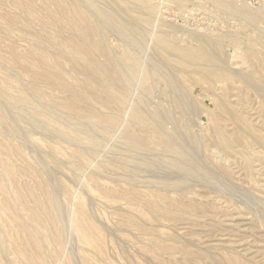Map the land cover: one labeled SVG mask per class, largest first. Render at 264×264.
Here are the masks:
<instances>
[{
	"label": "rangeland",
	"instance_id": "rangeland-1",
	"mask_svg": "<svg viewBox=\"0 0 264 264\" xmlns=\"http://www.w3.org/2000/svg\"><path fill=\"white\" fill-rule=\"evenodd\" d=\"M44 1L0 0V115L1 113L6 114L7 117H11L9 121H12L10 123L12 126H8L1 119L2 115L0 116V154L4 155L15 169L19 185L24 188L30 185L28 188L35 189L40 195H43L45 190L51 195L54 203L55 215L53 216L60 228V236H56V224L52 218H47L41 227L32 219H25L21 215L26 212V207L20 204L16 198L14 183L2 175L0 162V179H3L8 185L10 184L7 195H3L0 191V226L3 228H0V235L2 249H6L0 251L3 262L5 264H27L23 255L35 258L36 250L30 235V232H33L41 243V249L48 264H264V89L262 88L264 81L259 80V78L261 79L259 69L264 68V45L258 43L257 40L259 30L264 29V0H231L234 7H242L247 4L246 7H249L250 12L263 13L258 24L247 19L243 13L228 10L214 0H149L148 3L152 8L149 11L145 10L146 13L139 14L134 10L133 13H129V10L128 13L123 14L124 17L130 14L135 19V21L132 19L130 23L127 19L129 24L133 22V25L130 26L142 29L137 25L140 24L145 29L144 33L141 30V35L136 38L130 37L131 39L124 36L123 32L104 13L103 10L106 6L101 4V0V2L85 0L88 5L83 0H79L84 7L87 6L85 8L92 19L94 17L98 19H94V22L98 25L107 48L114 55L116 53V56L120 55L121 46L136 51L143 68L139 67L135 70L133 79L135 83L131 84L132 88L126 101L128 105L125 104L118 124L108 133H102L99 130L96 133L97 129H92L89 125L90 132L99 136L100 145L96 149L84 145L85 156L75 161L69 158L73 149L78 146L74 140L64 137L54 130L38 126L36 123L39 121H35L37 115L34 109L11 102L1 89V70L19 77V81H22L21 84L24 86L33 80L30 78L32 73L28 66L20 65L21 62L12 64L11 61L14 60L12 56L16 59L18 54L36 48L32 38L41 32V28L36 24H33L36 28L33 26L30 29L26 28L29 22L23 13L25 3L45 15ZM90 3L99 4V7L104 6V8L100 7L99 13L98 11L93 13ZM120 8L122 7L120 6ZM101 9H103L102 12ZM95 14H98V18ZM18 15L21 17L17 18ZM134 15H138L139 18L143 17L144 20H138ZM100 20L104 23V27L103 25L101 27ZM141 21L142 23H139ZM61 29L59 25L54 24L47 31L44 30V33L53 37L57 36V39L58 37L63 39L67 34ZM160 35H166L173 45L180 47L196 46L204 39L210 44L209 41L212 39H218L216 40L218 46L215 45V41H211V46L218 48H213L210 45L208 48L213 56L217 52L220 54H218L219 59L218 56H214L217 61L219 60L218 68L222 70L226 65L223 69L228 71H225L230 73L236 70L239 75L230 79H215L211 82L198 80L197 83L188 85L183 80L184 73L177 69L176 62L161 63L162 60H167H161L163 57H160L156 51L157 38ZM127 40L132 41V45L136 48H131L132 46H129L131 43H128ZM123 42H127V44H123ZM210 47L215 49L214 52ZM135 49L139 51L137 52ZM245 51L252 55L250 56L252 59L248 62H242L239 57ZM101 58L102 56L98 59L104 63L105 58ZM221 58L225 62L221 61ZM154 59H159V61H154ZM148 60L153 64L150 65ZM65 63L70 76L73 75L75 78L84 76L82 71L69 66L66 59ZM172 64L175 66L173 67ZM148 68L155 74L150 92L145 91L142 85L144 72ZM156 68L164 69V72ZM172 68L175 70L172 71ZM140 73L141 79H139ZM171 75H174L176 81ZM189 75L196 77L197 74L190 72ZM249 80L254 81V84ZM35 83L38 86L42 85L38 81ZM173 84H176L179 89L181 88L182 93L187 95L190 101L192 99V110L194 111L181 114L180 110L176 108L177 94L173 90ZM256 84L259 85L256 86ZM41 87L48 93H54L55 96L58 94V91H50V88L46 86ZM139 101L141 102L139 103ZM43 104L46 107L52 105L49 106L50 111L63 121L72 122V124L76 122L77 128L81 125L79 123L83 122L81 127L84 126V121L77 115L65 113L53 103L44 102ZM140 106H142L141 112L144 114H148V111L155 106L163 108L160 124L166 131L172 129L171 133L174 130L173 134L178 132L180 138L175 135V140L177 139L178 146L182 147H180L181 150L185 152L187 149L186 156L181 158L174 153L169 152L168 154L166 151L164 153L159 148H147L146 150V148L135 147L121 138L122 131L126 126L129 123L133 124L130 120L132 109ZM54 108L58 112L57 114ZM60 113L62 115H59ZM230 116H232L231 120ZM233 116L240 117L243 122L236 123ZM134 128L137 129L138 126L134 125ZM194 136L196 137L194 138ZM197 137L200 139H196ZM2 146H5L7 150H2ZM50 146L60 147L61 154L62 151L66 153L63 156L71 154L66 156V160L61 154L59 156V153L50 151L52 150ZM57 156L60 159L56 158ZM186 159L190 160L186 161ZM60 161L62 165H60ZM184 161L192 164L196 162V166L192 165L193 167L189 166L185 169L184 164L187 166V163L183 164ZM178 162H180L181 168H178ZM24 183L27 187L24 186ZM165 183H170L171 187ZM51 184L53 185L51 186ZM131 191L141 194L150 191L159 192L162 195L159 200L164 205L170 199L194 204L198 207L197 216L195 215L196 220L199 222L200 219V223H213L219 230H217L218 232L213 231L214 233L211 231L210 233L204 232V234L203 232L191 234L188 228H185L186 225L183 224V221L179 220L183 216L186 218L193 215L185 207L172 209L173 216L160 215L147 210L140 204L139 199L132 198ZM79 200L86 207L90 205L91 208H89L93 211V220L97 222L95 224L101 227L105 224L103 227L109 231L108 244L105 248H108V245L110 247L107 252H105L107 249L103 251V262L98 259L96 254L97 243L93 239V235H95L94 221L91 219L88 222L85 214L79 208L81 203ZM28 203L34 205L32 199H29ZM18 210L20 211L18 212ZM141 210L142 212H140ZM127 215L139 220L149 230L124 227L122 219ZM78 221L92 239L88 245L82 244L76 228ZM106 225L107 227H105ZM43 236L45 237L43 238ZM105 253L106 255H104ZM85 257H89L91 261L86 262ZM9 259L13 263H10Z\"/></svg>",
	"mask_w": 264,
	"mask_h": 264
},
{
	"label": "bare ground",
	"instance_id": "bare-ground-1",
	"mask_svg": "<svg viewBox=\"0 0 264 264\" xmlns=\"http://www.w3.org/2000/svg\"><path fill=\"white\" fill-rule=\"evenodd\" d=\"M83 1L85 2V0H83ZM98 1L99 2L102 1L101 4L106 6L105 10L101 9V12H102V10L105 11L104 13L123 32L124 36H128L129 39H131V38L138 37L139 35H141L142 32L144 33L145 29H143L144 27L141 26L140 24H137V25H139L138 27H141L142 29L130 26L131 24L133 25V22L131 24H129L133 19V17L130 14H129V16L127 15L128 17L127 16L124 17L125 15L123 16V14L128 13L129 10H130L129 13H133L134 11H136L139 14L145 12V10L149 11L152 8L151 5L148 3L149 0H101V1L98 0ZM178 1H185V0H178ZM214 1H216L217 4L220 3L222 7L226 8L228 10H236L238 12L243 13L247 19L254 21L256 24H258L260 19H262L261 15H263V13L261 14V13H256V12H252V11L250 12V10H248L249 7H246L247 4H246V6L244 5L242 7H234L231 0H214ZM90 2H91V0H90ZM22 3H23V1H22ZM81 3L79 0H66V1H64V0H45L44 1V9H45L44 11H46L45 15L37 12V10H35L30 4H27V3H25L26 5L23 4V5H25L24 9H23V11H24L23 13L27 16L26 18H28V22H29V24L26 28L30 29L33 26V24H36L41 28L40 29L41 32L37 33L32 38V39H34L35 43H33V44H36V48L30 49V50L28 49L29 50V51L27 50L28 52L26 51L25 53L18 54L16 59L13 58V56H12V59H14V60H12L11 63L12 64H16V63L18 64L19 62H21L20 65L25 64L26 66H28L29 69L31 70L30 72L32 73V77H30V78H33V80L30 81L28 85L24 86L23 84H21L22 81L21 82L19 81V79H18L19 77L17 78V77H15V75L14 76L10 75L12 73L7 74L1 70V89L3 90L6 97L11 102H13L15 104L18 103V104H22L25 106L32 107L34 109V111L36 112V115L39 119L38 120L37 117L35 118V121L37 120L36 122L39 121L38 123H36L38 126H40L42 128L45 127V128L54 130L55 132L61 134L64 137L71 138L72 140H74L78 144V146L75 149H73L74 151H72V154L70 153L71 155L70 154L66 155V156L70 155L69 158L72 159L73 161L85 156V154H86L85 150L86 149H85V147H83L84 145L88 146L91 149H96L97 147H99L101 140H99L100 139L99 136L97 137L96 135H94L93 133L90 132V128L97 129L96 133L98 132V130L101 131L102 133H108L112 128H114L118 124L119 116L122 113V111L125 107V104H127L126 101H127L129 91L132 88L131 84H132L133 79H134L135 70L138 69L139 67H141V59L138 56V54L136 53V51L134 52V51L126 48L125 46H121L120 47V49H121L120 55L116 56V53L114 55V53L109 48H107V46L105 45L106 42L103 40V36L101 35L100 30L98 29L99 27H97L98 25H96V23L94 22L95 17H94V19H92L90 13L85 8L87 6L85 5V7H84V5H82ZM90 6L93 9V11H92L93 13H96V11H98V13H99L100 7L104 8V6L99 7V4L96 5L94 3H90ZM117 6H119V7L117 8ZM120 6L122 8H120ZM94 10H95V12H94ZM20 11H21V9H20ZM92 12H91V14H93ZM148 13H150V12H148ZM135 15H134V17L136 19L144 20L143 17L139 18V17H137L138 15L137 16H135ZM16 17L20 18L21 16L18 15ZM23 18H25V17H23ZM97 18H98V16H97ZM127 19L129 20V23H128ZM95 20H98V19H95ZM101 20L104 22L103 19H101ZM133 20L135 21V19H133ZM100 21H99V23H100ZM102 21H101L100 25H101V27H102V25L104 27V23H102ZM147 21H148V19H147ZM108 22H109V19H108ZM21 23H23V22H21ZM139 23H142V21ZM54 24L59 25L62 28L61 30L65 31V34H67V36L65 38L59 39V37H58V39H57L56 38L57 36L53 37V36L46 35L44 33V30L47 31L48 28ZM112 25H114V24H112ZM107 26H108V24H107ZM33 27H35V26H33ZM116 30L119 31L118 29H116ZM141 30H142V32H141ZM48 32H50V31H48ZM27 33H30V32H27ZM219 35L221 36V34H219ZM198 37H201V36H198ZM257 38H258L257 39L258 43L260 42L264 45V29H261V31L259 30ZM122 39H123V37H122ZM202 39H204V37H202ZM214 39H216V38H214ZM216 40H218V39H216ZM216 40H213V42L215 41V43H216ZM127 41H128V43L132 42V41L129 42V40H127ZM211 41H209L210 42V44H209L204 39V41L199 42L196 46L180 47L177 45H173L171 40L166 35H160L157 38V46L158 47L156 46L157 47L156 51H158V53H159L158 55H160V57H163V58H161V60L162 59L167 60V61L164 60L165 62L163 60H162L163 62L160 60L161 63H167L168 64L169 61H174L177 63V65H176V66H178L177 69L180 70L181 73H184L183 74L184 75L183 80L188 85L197 83L198 80L211 82L212 80H215V79L224 80V79H230V78H234L235 76H238L239 74L237 73L236 70L233 72H230V73L227 72L228 71L227 69H225V70H227V71H225L223 68H225L226 65L223 67V63L221 64V66L223 67L222 70L218 68L219 64L217 62L219 60L217 61V58L219 59V56H218L219 53L217 52L216 53L217 55L213 53L214 56H218L217 58H215L209 52V49H208L209 45L211 46ZM125 43L127 44V42H125ZM125 43L123 42V44H125ZM134 43H136V41ZM215 45L218 46L217 43ZM129 46H132L131 48H136V47H134V45H132V43L129 44ZM135 46H137V45L135 44ZM216 46H214V47H216ZM34 47H35V45H34ZM211 47H213V45ZM211 47H210V49H212ZM216 48H218V47H216ZM138 49H135V50H137V52H138L140 50V49L139 50ZM214 50H213V52H214ZM140 52H142V51H140ZM100 56H102V58H105L106 61L104 63L100 59H98ZM142 56H144L143 52H142ZM250 56H252V55L250 53H248V51H245L239 57H240L242 62H246V61L248 62L250 59H252ZM64 57H65L66 61L69 63V66L79 69L80 71H82L84 73V76L81 75V78H75V77H73V75L70 76V74L68 73V70H67V65L65 63ZM154 61H159V59L158 60L154 59ZM221 61H223L222 58H221ZM148 62L150 63L149 60H148ZM223 62H225V61H223ZM144 63H145V60H144ZM161 63H159V64H161ZM219 63H221V62H219ZM256 63H258V62H256ZM152 64L150 63V65H152ZM260 65H262V64H260ZM174 66L175 65H173V67ZM9 67H11V66H9ZM23 67H25V66H23ZM238 67H239V65H238ZM141 68H143V67H141ZM24 69L26 70V68H24ZM156 69H159V68H156ZM174 70L172 68V71H174ZM259 71H260L259 76L261 77V79L259 78V80L264 81V68H260ZM190 72L194 73L195 75L197 74L198 78H197V75H196V77L192 76L193 74L189 75ZM162 74H164V73H162ZM171 74H172V72H171ZM240 74H242V73H240ZM167 76H169V75H167ZM171 76H173L172 78H174V75H171ZM175 76H177V74H175ZM140 77H141V73L139 75V79L142 78V77L141 78ZM154 78H155L154 72L149 68L146 69V71L144 72L143 79H142V85H143L145 91L150 92ZM165 78H166V76H165ZM177 78H179V77H177ZM20 80H22V79H20ZM236 80H238V79H236ZM246 80H247V78H246ZM35 81L41 82L42 85L39 84L40 86H38L35 83ZM175 81H176V79H175ZM177 82H179V81H177ZM250 82L253 83L254 81L253 82L250 81ZM133 83H135V82H133ZM170 83H172V82H170ZM179 85H180V83H179ZM257 85H259V84H256V86ZM41 86H46V87L50 88V91L51 90L58 91L57 96H55L54 93L46 92L45 90L42 89ZM262 86H264V83ZM171 87H172V85H171ZM171 87L169 86L170 90H172ZM169 88H167V89H169ZM173 88H174L173 89L174 92H176V94H177V97L175 98L176 108H178L180 110L181 114H184L188 111H194V110H192L193 109L192 99L190 101L189 98L187 97V95H184V93H182V91H181V88L179 89L176 84H173ZM256 88H258V87H256ZM262 88L264 89V87H262ZM185 91L188 92L187 90H185ZM169 93H170V91H169ZM175 95H174V97H175ZM188 96H190V95H188ZM142 97H144V95ZM140 99H141V97H140ZM144 101H146V100L144 99ZM44 102L53 103L54 106L57 105L62 110H64L65 113L69 112V113H73V114L77 115L79 118L82 119V121H84V124H83L84 126L81 127L83 122L79 123V121H77V120H76L77 123L81 124L79 128L76 127V125H75L76 122H74V124H72V122L70 123V122H65V120L63 121L62 119H60L59 117L54 115L53 114L54 112L52 113L50 111L49 106H52V105H49L48 107H46L43 104ZM140 102L141 101H139V103ZM141 107L142 106L135 107L134 109H132L133 111H131L132 113H131L130 120L132 121L131 123H133V124L129 123V125L126 126V128L122 131L121 138H123L125 141H127L128 143L132 144L135 147L146 148V150H147V148H150V149L159 148V149L163 150V152L166 151V152H168V154H169V152L174 153L175 155H177L181 158H182V156H186L185 153L187 152L186 151L187 149L185 150V152H184V150H181L180 149L181 146H178V144H177L178 142H176L177 139L175 140V135L178 136V132L176 134H173L175 130L173 131V133H171L172 129L170 130L171 132L169 130L166 131V129L164 130L162 128L163 125L161 126V124H160V122L162 121L161 116H163V115H161L163 108H161V106L160 107L155 106L150 111H148L149 113L146 112L148 114H144L141 112L142 111L141 109H143ZM56 109H59V108L56 107ZM56 109H55V112H56ZM64 111H62V112H64ZM57 113L58 112H56V114ZM1 115H2V118L1 117L0 118L3 119L4 122H6L8 124V126L11 125L10 123L12 121L11 122L9 121V120H11L10 119L11 117L9 118V116L7 117L6 114H2V113H1ZM10 115H11V113H10ZM59 115H62V114L60 113ZM231 117L232 116H230V120H231ZM233 118L236 121V123L241 124L243 122L240 117H234L233 116ZM89 125L91 126L90 128H88ZM134 125L138 126V128L135 129ZM240 127H241V125H240ZM16 133H17V131H16ZM190 133H191V131H190ZM178 137L180 138V136H178ZM195 137L196 136H194V138ZM179 138H178V141H179ZM198 138L199 137H197L196 139H198ZM195 141H198V140H195ZM50 147L52 148V150H50V151H52L54 153H59V156H60L61 150H62V149L60 150V147H58V146L57 147L56 146L55 147L50 146ZM48 148H49V146H48ZM2 150L5 151L7 149L5 148V146H2ZM19 152H21V151L19 150ZM62 152H63L61 154L62 156L64 154H66L64 151H62ZM188 154H189V151H188ZM62 156H61V159H62ZM66 156H63V157H65V159H66ZM51 157H53V156H51ZM56 158H59V157L57 156ZM72 160H70L71 163H72ZM184 160H185V158H184ZM187 160L188 159H186V161ZM192 160H194V159H192ZM186 161H184L183 164L187 163ZM0 162H1L2 175L5 177V179L8 178V180H11L14 183L15 196L18 199L19 203L26 207V212L24 214L22 213L21 215H23L25 219H30V220L32 219L41 227L43 226V224L47 218H49V219L52 218L54 220V223L56 224V232H57L56 236H60V228L57 225L56 220L53 216V215H55L54 214V206H53L54 203H53V199H52L51 195L48 192H46V190L43 193V195H40L38 192L35 191V189L28 188L30 185L27 187V185H25L26 183H24V186H26L27 188L22 187L21 185H19V182H18L19 179L17 180V175H16L15 169L5 159L4 155L0 154ZM54 162L58 165V163L56 161H54ZM179 163L180 162H178V164ZM176 164H177V161H176ZM195 164H196V162L194 164H192L191 162H188L187 166H186V164H184L185 169H186V167L189 168V166L190 167L196 166ZM60 165H62L61 161H60ZM173 165L175 166L174 162H173ZM181 165H182V163H181ZM178 166H177L178 168H181L180 164ZM50 167H52V166L50 165ZM182 168L184 169V167H182ZM188 168H187V170H188ZM57 169H58V167H57ZM187 172H189V171H187ZM17 174H19V173H17ZM52 174H54V173H52ZM8 180H6V181H8ZM165 184H168L171 187L170 183H165ZM9 185L3 179H0V191L3 195L8 194L9 188H10ZM52 185L53 184H51V186ZM130 194H131L132 198L139 199L140 204L142 206L146 207L147 210L154 211L155 213L160 214V215L173 216L174 214L172 212L173 211L172 209H180V208L185 207L188 211H190L189 213H192L193 215L191 217H186V218H184V216H183V218L182 219L180 218L179 220H181V222L183 221V224L186 225L185 228H188V231L191 232V234H193L195 232H201V233L203 232V234H204V232L210 233L211 231L213 232V231L219 230L216 228L217 226L213 223H209V224L205 223V222L200 223V219H199V222L196 220V216H197L196 212L198 211V207L194 204L184 203L182 201L170 199L167 202V204L164 205V204H161V202L159 200L160 196H162L161 193L154 192V191H150L149 193H146V194H141V193H138L136 191H131ZM13 199L16 201L15 198H13ZM29 199L33 200L34 205H29V203H28ZM92 201H93V199H92ZM54 202H55V200H54ZM89 203H90V201H89ZM17 205H19V204H17ZM79 206H80L79 208L81 209V211H83V213L85 214L88 222H90L91 219L93 220L94 216L92 215V213H93L92 209L90 210V208H91L90 205H88L90 207L89 208V207H86L83 202H81ZM7 207H9V206L7 205ZM20 207H21V205H20ZM19 211L20 210H18V212ZM140 212H142V210ZM58 216L61 217L59 214H58ZM49 221L51 222L52 220H49ZM122 221H123L122 224L124 227H129V228L138 227V228H141V229H144L147 231L149 230V228L144 227L142 225V223H140L139 220H136L134 217H130L127 215V216H124ZM93 223H94L93 228L95 229L94 230L95 235H93V239H95L96 243H97V246H96L97 253L95 251L94 252L98 255V259L103 262L104 261V258L102 257L103 251H104V249H107L105 251V252H107L108 248L110 247L108 245V248H105L108 244L107 241H108V237H109V231L103 227L105 224L101 227V226H98L95 224V223H97L96 221H94ZM31 225H33V224H31ZM90 225H91V223H90ZM105 227H107V225ZM0 228H1V226H0ZM76 228L80 234V239L82 241V244L88 245L92 239L89 237L88 233L84 230V228L82 227V224L79 221L76 222ZM90 228H91V226H90ZM1 229H3V228H1ZM73 231H75V230H73ZM30 235H31V238L33 241L34 248L36 250V255H35V258L23 255V258L25 259L27 264H48L46 256L42 252L40 241L36 238V236L34 235L33 232H30ZM44 237L45 236H43V238ZM63 237H65V236H63ZM1 239L2 238L0 235V251L3 250L2 249L3 244L1 242ZM46 245H47V243H46ZM55 245H56V243H55ZM5 250H3V251H5ZM5 253H7V252H5ZM104 255H106V253ZM86 256H88V255H86ZM11 258H13V257H11ZM85 260H86V262L91 261V260H89V257H85ZM7 261H8V259H7ZM9 261H10V263L12 262V260H10V259H9ZM0 264H5L3 262V260L1 259V257H0Z\"/></svg>",
	"mask_w": 264,
	"mask_h": 264
}]
</instances>
